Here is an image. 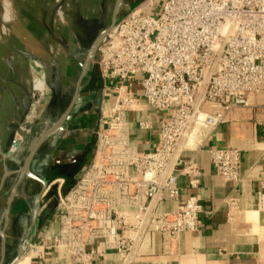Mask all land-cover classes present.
<instances>
[{"label":"built area","instance_id":"1","mask_svg":"<svg viewBox=\"0 0 264 264\" xmlns=\"http://www.w3.org/2000/svg\"><path fill=\"white\" fill-rule=\"evenodd\" d=\"M95 58L114 107L100 114L87 169L67 193L57 192L58 234L47 229L27 250L47 247L92 264L101 241L129 264L147 234H161L170 249L181 233L199 230L202 206L195 196L181 201L178 179L197 189L202 172L182 157L198 149V133L212 135L264 86V0H143L117 17ZM141 100L153 120L138 126L150 135L159 128L144 154L132 145L128 117ZM210 160L224 181H239L238 151L215 149ZM166 197L175 211L159 210Z\"/></svg>","mask_w":264,"mask_h":264},{"label":"crops","instance_id":"2","mask_svg":"<svg viewBox=\"0 0 264 264\" xmlns=\"http://www.w3.org/2000/svg\"><path fill=\"white\" fill-rule=\"evenodd\" d=\"M113 1L60 0L57 14H20L12 26V44L19 53H13L14 60L8 68L11 67L13 82L19 87L11 93L12 112L0 123V145L7 152L11 150L15 124L22 122L30 105V96L24 98L23 105L18 94L24 87L20 79L23 73L34 68L48 70L47 90L35 115L39 119L47 112L55 115V124L51 126L55 136L49 138L50 145L42 142L38 146L28 165L34 172L32 164L41 149H51L40 155L44 160L40 164L47 190L42 184L38 188L34 184L23 186L37 198L46 195L42 200L45 204L43 216L36 218L23 204L14 206L8 227L15 238L14 244L9 241L6 245L5 264L17 261L27 244L39 243L47 229L53 235L58 234L59 224L55 219L57 192L61 189L62 194L67 193L92 161L94 133L99 126L100 114L111 110L115 99L105 92L97 67L92 65L90 68L88 63L86 70L83 66L96 39L112 25L118 0ZM126 1L134 7L143 0ZM63 3L67 5L63 7ZM113 3V14H110V4ZM124 7L122 5L120 10L123 11ZM54 49L63 53L62 57L51 58ZM134 92L136 97H141L138 86ZM152 115L146 102L141 100L139 109L128 116L132 124L131 142L139 154L152 150L156 143L158 126L152 135L138 126V122L152 121ZM61 121V127L56 129ZM196 139L200 142L198 149L185 152L182 158H194L196 167L202 172L201 183L197 189H191L188 178L181 176L178 186L181 201L195 196L202 206L199 230L181 233L170 249L163 247L161 234H147L129 264H264V86L251 98L249 106L229 113L225 123L212 135L205 136L201 131ZM219 148L239 152L238 182L224 181L212 166L210 152ZM18 171L8 178L19 180ZM35 176L38 177V172ZM175 209L176 204L166 197L159 210L173 212ZM19 242L24 245L19 246ZM94 247L97 253L92 264H123L117 252L106 249L101 241ZM16 264L74 263L71 256L45 247L38 255L22 256Z\"/></svg>","mask_w":264,"mask_h":264},{"label":"rangeland","instance_id":"3","mask_svg":"<svg viewBox=\"0 0 264 264\" xmlns=\"http://www.w3.org/2000/svg\"><path fill=\"white\" fill-rule=\"evenodd\" d=\"M60 0H2L0 4V123H2L4 118L8 113H11L12 109V99L11 93L15 92L17 86L16 83L13 82V73L11 67L8 68L9 63H13V53L17 52L16 46L12 44L13 42V31L12 26L17 22L19 19L20 14H57L60 7ZM113 1V0H112ZM125 6L124 10L121 11L120 8L117 11V14H124L127 11L126 7H131V4L124 0ZM115 2V0L113 1ZM141 2V1H140ZM130 4V5H129ZM139 4V3H137ZM67 3H63V7L66 6ZM113 4H110V14H113ZM136 6V5H135ZM56 7V8H55ZM70 7V6H68ZM67 9V8H65ZM118 15V16H119ZM51 54V53H50ZM60 51L52 52L51 58H60L62 57ZM97 58V56H96ZM95 60H92V65H95ZM38 70L34 68L33 70L23 73L22 78L20 79L24 87L22 86V91L20 94V99L23 100L24 105V98L30 96V105L25 111V114L22 116V122L20 124H15L16 132L15 136L12 139V144H16L15 147H11L10 155L7 156V150H5L1 146L2 154H4L5 159L3 161L0 159V233L3 234L5 238V254L7 250V246L9 241L11 245L14 244V234L13 231L9 229L10 226V218L13 208L16 204H23L31 214H34L36 218H40L43 216L44 211L40 206V210L36 212V200H32L30 198L36 196V194L31 193L28 191L26 187L25 192L22 191L20 188L21 185L15 184L16 181H13L12 178L7 177L11 175L12 177L16 175L17 171L19 172V183L22 184V180L27 174H20L21 168L23 167L24 161L27 159L29 155V150L31 151L38 143L41 141L42 136H46V139L43 141L47 142L50 145V139H54V136L51 131V126H54V116L53 113L47 112L46 115H42V118L39 119L37 117L38 108L41 106V101L43 100L42 93H37V87L39 83H43L45 86V92L47 90L46 80H47V72L48 70L45 69L44 71ZM44 76V80H43ZM42 78V79H41ZM41 79V80H40ZM43 93V95L45 94ZM36 96V97H35ZM41 98V99H40ZM24 109V108H23ZM44 116V117H43ZM14 126V125H13ZM56 134V133H54ZM50 138V139H49ZM50 141V142H49ZM42 143V144H43ZM41 143H39L40 145ZM13 150V151H12ZM45 152L51 151V149L44 147ZM43 149H41L39 157L34 159V163L32 164L33 168L30 171L31 176L26 181L27 184H34L37 188L40 187L42 184L44 172L43 167L40 164L43 160V157L40 156L44 154ZM3 156V158H4ZM44 161V160H43ZM42 170V172H41ZM7 172L9 175H7ZM38 172V178H35V173ZM32 174L34 176H32ZM54 190V189H53ZM13 191V193L11 192ZM18 192V194H15ZM12 193V194H11ZM14 194V195H13ZM25 194V195H24ZM13 195V196H12ZM14 197V198H13ZM13 200V201H12ZM41 205V204H40ZM9 239V240H8ZM19 246H23L24 243L19 242ZM2 238L0 236V264L2 263ZM28 246L25 249L22 256L30 255L28 252ZM3 264L4 261H3Z\"/></svg>","mask_w":264,"mask_h":264},{"label":"water","instance_id":"4","mask_svg":"<svg viewBox=\"0 0 264 264\" xmlns=\"http://www.w3.org/2000/svg\"><path fill=\"white\" fill-rule=\"evenodd\" d=\"M1 1H2V0H0V4H1ZM123 1H124V0H118V1H117L116 11H115V15H114V17H113L112 25H111V27H110L109 29H107L106 31H104V32H103V33H102V34L96 39V41L94 42L92 48L90 49V51H89V53H88L87 61H86V63H85L84 66H83L84 69L87 70V66H88V63H89L90 58L92 57V60H93V58L95 57L97 46L99 45V43L101 42V40H102V39L108 34V32L113 28V26H114V24H115V22H116V20H117V11H118V9L123 5V3H124ZM62 123H63V121H61V122L58 124V126H57L56 129H59V128L61 127ZM45 139H46V136H42V137H41V142H40V143H42ZM15 145H16V144L12 145V147L14 148ZM38 146H39V144L36 145V146L31 150V153H30L28 159L26 160V163H25L24 167H23V168L21 169V171H20V174H21V175L24 174V173L27 172V171L30 172V171H29V167H28V165H29V163L31 162V160H32V158H33V156H34V154L36 153V151H37V149H38ZM0 151H1V145H0ZM1 152H2V151H1ZM3 155H4V154H3ZM9 155H10V152L7 153V156H9ZM4 157H5V156H4ZM7 175H9L8 172H7ZM30 176H31V175H30ZM42 185H43L44 190L47 189V183H46V182H43V181H42ZM41 197H42V196L40 195V196L37 198V201H38ZM0 236H1V238H2L1 251H2V263H3V259H4V255H5V238H4V236H3L2 233H0ZM28 245H29V244H27V246H28ZM21 257H22V255H21ZM21 257H20V258H21ZM20 258H19V259H20ZM19 259H18V260H19ZM18 260H17V261H18ZM17 261H14L12 264H16Z\"/></svg>","mask_w":264,"mask_h":264},{"label":"flooded vegetation","instance_id":"5","mask_svg":"<svg viewBox=\"0 0 264 264\" xmlns=\"http://www.w3.org/2000/svg\"><path fill=\"white\" fill-rule=\"evenodd\" d=\"M86 63V62H85ZM93 67H95V66H93ZM94 69V68H93ZM30 171V170H29ZM19 175V174H18ZM33 175V174H32ZM34 176V175H33ZM19 177V176H18ZM27 177H29V176H27ZM25 178V180L24 181H22V184L21 183H19V180L17 179V181H16V183L15 184H18V185H21L20 186V188L22 189V191L23 192H25V186H26V179L28 180V178ZM35 178H38V177H36V176H34ZM8 178V177H7ZM30 178V177H29ZM24 186V187H23ZM12 193H13V191H11ZM11 193V194H12ZM18 193V192H17ZM25 195V194H24ZM30 199H32L33 201L34 200H36V205H37V195L36 196H34V197H32V198H30ZM13 201V200H12ZM7 251V250H6Z\"/></svg>","mask_w":264,"mask_h":264},{"label":"bare ground","instance_id":"6","mask_svg":"<svg viewBox=\"0 0 264 264\" xmlns=\"http://www.w3.org/2000/svg\"><path fill=\"white\" fill-rule=\"evenodd\" d=\"M91 61H92V57L90 58V60H89V64H91ZM90 66V65H89ZM44 87V84L43 83H39V85H38V87H37V91L38 92H40V90H42V88ZM3 154H2V152L0 151V159L3 161V159H5V157L3 158ZM24 174H27L29 177H30V175H31V173L30 172H25ZM33 176V175H32ZM25 179V178H24ZM15 194H18L17 192L15 193ZM14 195V194H13ZM12 195V196H13ZM14 198V197H13Z\"/></svg>","mask_w":264,"mask_h":264}]
</instances>
